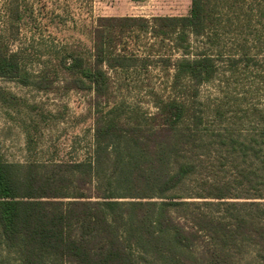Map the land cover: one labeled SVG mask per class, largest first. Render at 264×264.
Instances as JSON below:
<instances>
[{"label": "trees", "instance_id": "16d2710c", "mask_svg": "<svg viewBox=\"0 0 264 264\" xmlns=\"http://www.w3.org/2000/svg\"><path fill=\"white\" fill-rule=\"evenodd\" d=\"M240 2L191 0L189 13L177 16H100L84 51L45 43L33 8L11 1L0 33V78L45 93L92 94L95 126L92 154L83 160L23 165L0 153V245L9 254L0 264H234L247 246L264 264V202L229 201L241 198L229 181L191 197L202 203L175 194L209 154L208 116L198 105L219 63L207 47L218 46L222 14H235ZM131 33L169 40L187 54L193 40L204 45L195 58L176 62L169 96H157V113L143 120L120 105L106 110L107 69L149 63L120 50ZM0 98L15 104L2 90ZM33 141L28 132L27 144ZM232 146L229 154L252 150L259 159L264 149ZM238 170L257 184L253 198L264 199V159L249 173Z\"/></svg>", "mask_w": 264, "mask_h": 264}, {"label": "rangeland", "instance_id": "374dc122", "mask_svg": "<svg viewBox=\"0 0 264 264\" xmlns=\"http://www.w3.org/2000/svg\"><path fill=\"white\" fill-rule=\"evenodd\" d=\"M11 1L0 0V33L6 31ZM20 1L33 8L45 43L80 47L84 51L92 45V31L100 16H177L188 14L191 7V0ZM244 1L237 4L239 9L235 14L224 11L218 46L207 47L219 63L216 79L200 87L198 105L208 116L203 131L209 154L199 172L175 192L183 201L202 203L206 199L191 197H196L210 183L229 181L233 193L241 197L229 201L264 202L253 198L257 184L249 182L238 170L247 168L245 173H249L254 163L264 159V149L261 159L252 150L249 155L229 154L232 144L237 148L244 145L264 148V0ZM203 46L202 40H193V49L187 54L175 49L171 41H162L151 34L126 35L120 50L148 58L149 63L147 67L140 64L127 69H107L110 106L106 110L120 105L127 115L138 120L154 115L156 97L170 94L176 62L195 58ZM0 90L15 102L13 107H7L0 98V153L8 162L48 164L91 156L95 126L92 94L66 93L62 89L45 93L2 78ZM28 132L34 140L30 146ZM8 256L0 245V260ZM234 264L262 263L255 248L247 246L243 254L235 256Z\"/></svg>", "mask_w": 264, "mask_h": 264}]
</instances>
